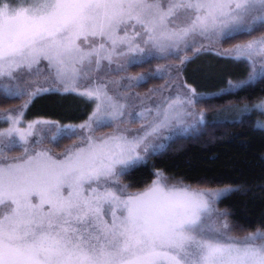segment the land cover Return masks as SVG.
I'll use <instances>...</instances> for the list:
<instances>
[{
	"label": "snow or ice",
	"instance_id": "obj_1",
	"mask_svg": "<svg viewBox=\"0 0 264 264\" xmlns=\"http://www.w3.org/2000/svg\"><path fill=\"white\" fill-rule=\"evenodd\" d=\"M136 24L142 26L147 40L143 47L129 42L128 51L141 55L130 57L126 66L119 63L117 73L142 66L153 48H178L188 37L228 41L236 34L264 31V0H20L16 6L12 0H0V96L28 95L31 102L49 90L39 84L31 92L22 87L21 77L39 73V68L36 73L32 68L41 60H47L56 79L66 85L90 76L102 59L113 61L88 37L102 38L99 49H104L105 38L110 40L114 53L118 42H124L117 31L124 26L127 32ZM170 24L174 27L169 28ZM82 37L83 43L92 45L87 51L77 43ZM125 54L122 49L120 55ZM231 55L237 60L264 55V37L238 45ZM22 68L27 73L13 75ZM258 76L264 77V69L247 83ZM5 77L19 83L7 86ZM135 79L136 85L127 87L139 86L147 77ZM243 86L230 84V89ZM192 92L183 98L187 104L197 102ZM81 94L103 99L80 130L76 126L36 129L43 135L34 144L42 143L49 133L51 141L76 137L87 144L69 149L62 159L53 158L47 150L33 152L23 146L21 141H28L23 133L19 140L12 135L19 131L16 128L0 132V264H264V232L243 239L232 236L227 211L215 207L228 190L167 187L159 172L143 192L133 194L132 185L122 183L164 147L145 141L168 122L167 112L131 141L119 128L97 141V130L124 123L120 119L124 105L102 87ZM9 119L13 125L19 122L18 117ZM203 122L201 115L197 123ZM21 148L22 158L6 161L7 153ZM65 187L67 196L61 194ZM33 195L40 197L39 204L32 203Z\"/></svg>",
	"mask_w": 264,
	"mask_h": 264
},
{
	"label": "trees",
	"instance_id": "obj_2",
	"mask_svg": "<svg viewBox=\"0 0 264 264\" xmlns=\"http://www.w3.org/2000/svg\"><path fill=\"white\" fill-rule=\"evenodd\" d=\"M250 36L236 34L233 39L223 42L233 45ZM193 52L191 46L180 53L151 57L130 71L146 74L144 85H160L164 77L154 73L155 67L167 61L178 62L182 54L187 58ZM212 67L213 70L205 75L191 72L192 75H186L187 80L209 91L225 87L229 79L233 85L243 83L244 86L200 96L199 108L207 117L198 130L170 140L162 151L152 154L146 164L123 178L122 183L131 184L130 192L138 193L149 187L159 172L168 187L184 186L206 192L228 190L216 201L215 207L221 212L227 211L233 233L240 236L264 230V127H261L264 124L259 121L264 119V110L255 106L264 99V77L258 76L254 82L247 83L253 76L252 70L248 71V59L234 65L220 59ZM5 99L6 105L20 100ZM73 99L44 92L32 99L26 114L31 115V120L76 123L86 118L88 105ZM244 105L250 108L242 113ZM227 107H238V113L232 117L223 116Z\"/></svg>",
	"mask_w": 264,
	"mask_h": 264
},
{
	"label": "rangeland",
	"instance_id": "obj_3",
	"mask_svg": "<svg viewBox=\"0 0 264 264\" xmlns=\"http://www.w3.org/2000/svg\"><path fill=\"white\" fill-rule=\"evenodd\" d=\"M12 3L13 6H16L18 3H20V0H12ZM163 7L166 8V4H164ZM169 19L173 18L170 17ZM129 24H135V21H130ZM172 27H174V25L170 24L169 28ZM116 35L120 40L124 42H118L116 51L114 53L111 52L113 45L110 40H107L105 38L104 49H99V43L102 38L99 36L88 37V41L94 40L96 42L95 47L102 54H110L112 56L113 62L109 64V61L107 59H102L99 69L92 71L90 76H81L80 79L77 80V82L74 84L69 83L66 85L65 83H61L59 80H57L55 69L48 66L47 60H41L38 65H33L32 72L36 73V69L39 68V73L30 75L27 78L21 77V80L24 81L22 87L28 92L33 91L35 89V86L39 84L44 88L49 89L47 91H42L41 93L55 92L59 94V97L66 96L74 98L73 100L75 102H80L85 106L88 105L87 112L89 113L87 114L86 112L87 116L85 119L76 123L66 122L63 124H58L53 122L47 124H36L37 121L45 120H31V115L26 114L28 113V106L31 105L28 95L23 96V98H20V100H18L17 102L8 103L7 105L3 101L6 99L0 96V132L6 133L9 129L16 128L19 131H14L12 135L17 140H19L20 134L23 133L25 136V140L28 141V144H24V141H21V144L23 146L30 147L33 152L47 150L49 155L53 158L62 159L69 149H76L81 146L87 147V144H82L81 141L76 137H73L72 139H61L58 142L51 141L52 133H49L48 138L45 139L42 143L34 144L33 142L40 140L41 136L43 135V133L37 132L36 129L48 128L50 126H76L78 130H80L79 126L85 124V122L89 120L93 112L96 111V105L99 104L103 99V96H101V99H97L95 96L89 97L87 95H82L81 93L91 88L102 87L103 91L107 92L108 96L112 97L114 100L118 99L119 102L124 105L122 109L124 112V116L120 118L124 121V123L114 124L112 127L100 128L95 132L97 141H99V139L102 137H106L112 134L117 128H119V130L127 136L128 140L131 141L137 138L138 135H143L145 127L150 126L158 118L162 119L161 113L167 112L170 117L168 122L159 129L154 137L149 136L148 140L145 141V143H148L150 146L151 144L164 145L163 148L157 149L154 153L160 152L173 138L196 132L200 127L199 125L202 124L197 123L201 115L204 117L205 121L207 117L206 112L199 108L200 96L214 95L224 90H230V83L232 82V80L229 79L225 87L223 86L219 89L209 91L208 89L205 90L204 88L197 86L199 84L196 82L188 81L186 75H192L191 72L193 71L197 73L200 72L199 75H205L213 70L212 66L215 65V63H219L220 59L224 61L226 60L232 65L239 63V60L233 58V56L231 55L233 50L238 45H243L249 41L264 37V31H257L256 33L252 34L250 38L234 43L233 45L224 44V42L218 38L213 39L207 38L205 36H196L195 38L188 37L186 41L180 42L178 48H153L151 50V57L157 58L183 52L191 46L194 47V52L187 56V58L186 54H182L178 62L167 61L164 62L163 65H157L155 67L154 73L156 75L164 77V80L160 85L153 83L144 85V83L146 82L145 81L141 85L133 87H127V85H136L135 78L145 76L146 74H138V72H135L134 70L133 73L132 71H130L131 68H129L127 71H120L118 73L115 70L118 68L119 63H123L126 66V62L130 57H139L141 55V53L137 51H128L129 42H131L133 45L139 43L141 47H143V42L147 40V34L142 31L141 25L136 24L135 28L128 27L127 32L124 31V26H121ZM77 43L82 44V47L85 51L92 47L91 43H83V37L78 40ZM122 49L126 53L125 55H120V51ZM95 58L96 57H93V59ZM248 60L250 63V67L252 68L251 69L249 67L248 71L252 70V75H256V73H259L262 69H264V55H254L251 59ZM79 66V64L76 65L77 68ZM22 72L27 73V69H17L16 71H14L13 75H19ZM186 72L187 74H185ZM68 75H71L70 69L68 70ZM4 80L7 83V86L10 87H15V85L19 83L18 81H8L7 77H5ZM231 85H233V83H231ZM193 89L195 90L197 102L194 104H187L183 98L186 94L188 96H192ZM255 106H257L258 109L264 110V99L257 103ZM237 108L238 107H227V109L224 110L225 112L223 111V116L232 117L234 114L238 113ZM248 108L250 107L244 105V107L241 108L242 113L247 111ZM252 108L257 109L256 107ZM21 110H23L22 115L20 114ZM250 111L251 109L248 110V112ZM10 115L13 117H18V124H12L11 119H9ZM259 121H263L264 124V119ZM259 121L258 123L261 124ZM29 124H33L34 128L30 130L28 128ZM81 131H83V134L85 136L89 135L86 130ZM7 138L8 137H5V139ZM142 148L143 144L140 146V148L137 149V151H141ZM23 156L24 152L22 148L14 150L6 154V161H11L14 158H22ZM85 187H87V185H85ZM176 188L184 189L188 187L176 186ZM146 189L140 192H143ZM191 190L204 191L195 189ZM68 191L69 189L65 187L61 189V194L67 196ZM31 200L34 204L40 203V197L38 195H33L31 197ZM48 208V204L43 205L44 211H47ZM106 218L110 219V217ZM257 232H264V230L254 231L240 236L235 235V233L231 231V235L236 238L243 239L245 236L255 234Z\"/></svg>",
	"mask_w": 264,
	"mask_h": 264
}]
</instances>
